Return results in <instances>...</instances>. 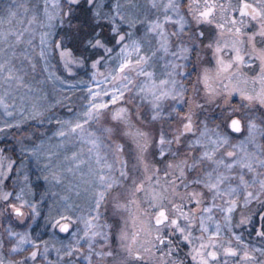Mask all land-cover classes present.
<instances>
[{"label": "snow or ice", "instance_id": "obj_1", "mask_svg": "<svg viewBox=\"0 0 264 264\" xmlns=\"http://www.w3.org/2000/svg\"><path fill=\"white\" fill-rule=\"evenodd\" d=\"M0 144V264H264V0H0Z\"/></svg>", "mask_w": 264, "mask_h": 264}, {"label": "rangeland", "instance_id": "obj_2", "mask_svg": "<svg viewBox=\"0 0 264 264\" xmlns=\"http://www.w3.org/2000/svg\"><path fill=\"white\" fill-rule=\"evenodd\" d=\"M55 63V62H54ZM38 72H39V69H38ZM39 78V77H38ZM60 114L63 115L64 114V111L63 110H60ZM0 146H2V144H0Z\"/></svg>", "mask_w": 264, "mask_h": 264}]
</instances>
